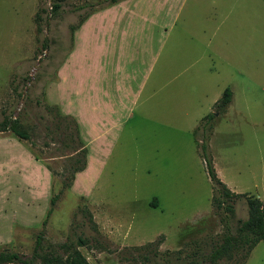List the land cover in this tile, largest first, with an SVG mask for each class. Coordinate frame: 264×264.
<instances>
[{
  "label": "rangeland",
  "instance_id": "374dc122",
  "mask_svg": "<svg viewBox=\"0 0 264 264\" xmlns=\"http://www.w3.org/2000/svg\"><path fill=\"white\" fill-rule=\"evenodd\" d=\"M98 1L65 0L50 16L51 0H0V122L16 120L28 137L0 131V264L64 259L61 245L79 240L89 264H208L247 207L235 198L232 216L212 208L198 148L205 136L221 182L264 201V0H186L168 13L159 12L162 1L129 0L131 31L104 33L113 40L100 52L102 65L98 34L82 42L104 12ZM85 3L94 7L81 9ZM39 8L47 13L37 33ZM93 84L102 100L95 116ZM225 88L232 101L215 112ZM209 114L211 133L204 126L194 134ZM159 238L150 252L133 250ZM10 253L19 260L6 263ZM241 260L238 250L216 264ZM244 264H264V241Z\"/></svg>",
  "mask_w": 264,
  "mask_h": 264
},
{
  "label": "trees",
  "instance_id": "16d2710c",
  "mask_svg": "<svg viewBox=\"0 0 264 264\" xmlns=\"http://www.w3.org/2000/svg\"><path fill=\"white\" fill-rule=\"evenodd\" d=\"M50 1V0H49ZM119 0H99L98 5H100L99 10L107 9L108 7L116 4ZM65 0H51L49 13L50 16H56L57 13L60 12L63 3ZM94 5L92 3H85L81 5L82 8H93ZM41 12L47 13L46 9L39 8L34 15L33 21L36 27V32L40 33L42 31L40 22L42 21ZM91 14L88 16L80 17L77 27H79L84 20H86ZM76 27V28H77ZM73 29V28H72ZM232 99V92L229 88H225L221 97L215 103V112L221 113L225 112L227 107L229 106ZM213 115L209 114L205 116L200 122L199 126L194 131L196 134L201 127H208L207 133H211L212 131V119ZM9 130L13 135L20 139H27V135L24 131L20 130L17 126L16 120H11L9 118H5L0 122V131ZM207 135V134H206ZM206 136L205 142L198 144V148L200 150V155L205 161V168L207 172V176L212 185V197H211V206L214 210L228 213L227 216L233 215V206L231 201L235 198H243L247 207V218L245 220H240L237 222V227L235 230V234L229 233L228 229H226V235L222 238V241L219 245H217L209 255L208 264H216L219 260L224 257H228L231 254L235 253L238 250L242 251V263L244 264L246 259L248 258L249 253L252 249L261 241H264V201L259 200L256 197L248 196L247 194H236L231 192L226 185L221 182V180L217 177L211 162V158L208 153L207 144H206ZM81 170V169H79ZM66 187H69V182L66 183ZM57 197H53L49 201V208L46 211L45 218L41 223L42 231L47 223L49 216L52 213L53 207ZM153 207H156V200L154 199L151 202ZM225 220V219H224ZM227 222V220H225ZM39 234L36 238V243L34 246V252H37L41 246V238L42 234ZM161 238H159L155 242H150L140 247L133 248L136 252H150L152 248L156 249L160 244ZM85 244L84 241L79 240L77 247L71 246L69 244L64 243L61 245L63 251L66 253L64 259L62 258H47L44 260V264H89L86 258L80 253L78 247L83 246ZM18 257L14 253L7 254L5 257L6 263H13L14 261H18Z\"/></svg>",
  "mask_w": 264,
  "mask_h": 264
},
{
  "label": "crops",
  "instance_id": "0c3cea01",
  "mask_svg": "<svg viewBox=\"0 0 264 264\" xmlns=\"http://www.w3.org/2000/svg\"><path fill=\"white\" fill-rule=\"evenodd\" d=\"M157 1H162V5L158 8L159 9V12L160 13H166L168 10H171V11H180V6L183 2H186V0H177L174 5H172V1H175V0H172V1H166V0H157ZM134 3V2H133ZM106 10V11H105ZM103 10L104 12L101 13V14H96L92 17L91 21H90V24H96V28L95 26L93 25V29L91 30H87L85 31V36H84V39L82 40L83 42V45H85L87 47V40L89 39V37L92 36V34H94V38L95 36L97 35L96 37V44L98 45V55L96 57V55L94 54V57H93V60L95 61V57L97 59V61H100V65H102V59H101V50L104 48V46L107 45V43L111 42L113 39L110 38L109 40L106 37V35L104 33H106L107 35H111L112 36H115V35H121L122 37V33H124V36L126 35L127 31H131L130 27H127L132 16H135V12L133 11L134 10V4H132L131 1L129 0H126L124 2H117L116 4H114V6H110V8L108 9H105ZM114 10H119V13L118 15H115L114 18L112 20H109L110 23H112V25L110 26L111 27V30L109 32H106L104 31L106 29V27H108V18L106 17V15H111V14H108V13H114L113 11ZM214 10V9H213ZM168 13V12H167ZM100 19H96V17H98ZM139 16V15H138ZM142 20V16L140 15L139 16ZM124 18V19H123ZM120 19V20H118ZM108 21V22H107ZM120 22H124L125 23V26L122 27L120 30L117 29L115 30L114 27L112 28V26H115L116 27V23H120ZM95 28V29H94ZM88 38V39H87ZM164 39V37H163ZM121 42V38L118 39V43ZM81 49V47H80ZM78 48V51L76 53V57H79L81 52L79 51L80 50ZM83 53H87L86 52H83ZM91 53V51L88 52V54ZM73 56V55H72ZM74 56V57H75ZM89 57H91V55L89 54ZM116 61V60H115ZM114 61V63H115ZM113 67H115V65H113ZM98 71H100V68L98 67L97 68V65L95 66V68L93 67V71H92V74L95 76ZM114 73V72H113ZM111 73V74H113ZM95 78V77H94ZM78 81H79V85L81 84V80L80 78L78 77ZM85 84L83 83L82 87L84 86ZM80 87V86H79ZM81 87V89H82ZM95 84L92 85V89L91 87H89V94H93V97L91 99V103H92V115L95 116V114H98V113H95V110L97 109V104L101 105L102 104V100L101 98H96V93H97V89L95 88ZM99 95L103 97V99H106V93L104 92V89H99ZM86 92V94L88 93V91H84V93ZM83 92H81V95H77L76 99H77V103L76 105H79L80 107L83 106V100L85 98V95H84ZM125 93V91L123 92ZM84 97V98H83ZM107 101V100H105ZM103 103V105H110L108 102H105ZM232 101V99H231ZM72 102V101H71ZM231 103V102H230ZM115 105V104H114ZM110 110H112V108H110Z\"/></svg>",
  "mask_w": 264,
  "mask_h": 264
},
{
  "label": "water",
  "instance_id": "95a60500",
  "mask_svg": "<svg viewBox=\"0 0 264 264\" xmlns=\"http://www.w3.org/2000/svg\"><path fill=\"white\" fill-rule=\"evenodd\" d=\"M32 78V77H31ZM12 119H15L14 117H12Z\"/></svg>",
  "mask_w": 264,
  "mask_h": 264
}]
</instances>
